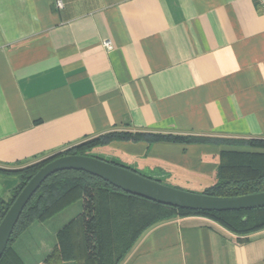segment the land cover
Returning <instances> with one entry per match:
<instances>
[{
	"label": "crops",
	"instance_id": "1",
	"mask_svg": "<svg viewBox=\"0 0 264 264\" xmlns=\"http://www.w3.org/2000/svg\"><path fill=\"white\" fill-rule=\"evenodd\" d=\"M63 2L0 0V166L23 168L112 131L264 138L257 0ZM221 142L118 140L98 156L203 192L224 152L264 155ZM16 185L0 177V200ZM82 211L78 201L33 223L14 252L41 264ZM121 264H264V229L241 237L205 217H177L146 229Z\"/></svg>",
	"mask_w": 264,
	"mask_h": 264
},
{
	"label": "trees",
	"instance_id": "2",
	"mask_svg": "<svg viewBox=\"0 0 264 264\" xmlns=\"http://www.w3.org/2000/svg\"><path fill=\"white\" fill-rule=\"evenodd\" d=\"M118 140L147 142L149 145L159 142L220 144L223 141L264 149V138L225 140L130 131H112L90 137L23 168L0 166V177L17 181L11 198L0 200V223L27 183L48 163L67 155L94 156L91 150L108 146ZM220 158L214 183L201 193L236 197L264 192L263 154L224 152ZM108 162L124 166L117 162ZM155 180L163 183L161 179ZM78 201L83 203L82 213L60 230L57 245L41 264H121L143 232L154 225L167 222L165 218L173 220L177 217H205L241 237L264 229V208L228 212L174 208L125 193L88 173L70 170L52 175L41 185L24 209L0 264H24L12 248L14 240L33 223L46 222Z\"/></svg>",
	"mask_w": 264,
	"mask_h": 264
},
{
	"label": "water",
	"instance_id": "3",
	"mask_svg": "<svg viewBox=\"0 0 264 264\" xmlns=\"http://www.w3.org/2000/svg\"><path fill=\"white\" fill-rule=\"evenodd\" d=\"M70 170L88 173L101 178L125 193L174 208L203 212H228L264 208V192L236 197L210 196L166 185L99 157L67 155L44 166L27 183L8 210L0 223V259L11 240L24 209L41 185L52 175Z\"/></svg>",
	"mask_w": 264,
	"mask_h": 264
},
{
	"label": "rangeland",
	"instance_id": "4",
	"mask_svg": "<svg viewBox=\"0 0 264 264\" xmlns=\"http://www.w3.org/2000/svg\"><path fill=\"white\" fill-rule=\"evenodd\" d=\"M106 147L107 146L97 147V148L91 150L90 152L95 157H99L98 152L104 150ZM121 164L126 166V167H131L130 164H128V163L121 162ZM131 168L134 169L136 172L142 174V175H148L147 171L144 168H141V167L140 168L131 167ZM159 179H161L163 181V183L166 185L173 186V187L183 189V190H187V191H191V192L201 193V192H199L198 188H196L192 184L188 183L183 178H175V179L174 178H159ZM168 220H172V219L171 218H165V221H168Z\"/></svg>",
	"mask_w": 264,
	"mask_h": 264
},
{
	"label": "built area",
	"instance_id": "5",
	"mask_svg": "<svg viewBox=\"0 0 264 264\" xmlns=\"http://www.w3.org/2000/svg\"><path fill=\"white\" fill-rule=\"evenodd\" d=\"M257 1L261 4V6L263 7V10H264V0H257ZM55 4H56L58 9L64 8L63 0H55Z\"/></svg>",
	"mask_w": 264,
	"mask_h": 264
}]
</instances>
